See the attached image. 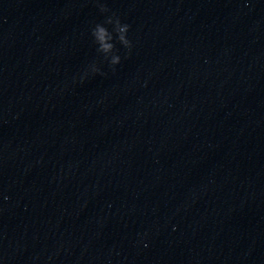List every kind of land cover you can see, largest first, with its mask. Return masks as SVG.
I'll return each mask as SVG.
<instances>
[{
    "label": "clouds",
    "instance_id": "9594fccd",
    "mask_svg": "<svg viewBox=\"0 0 264 264\" xmlns=\"http://www.w3.org/2000/svg\"><path fill=\"white\" fill-rule=\"evenodd\" d=\"M96 3L101 13L111 11L101 0H96ZM106 25H111V30ZM130 28L131 26L129 24L123 23L121 18L112 12L102 23H96L91 29L93 42L97 46L96 51L103 56L113 72H115L116 66L121 63V56L118 54L116 42L126 49L129 55L131 53L133 43L128 36ZM89 72L102 76L106 75L96 63L90 64L85 69V76Z\"/></svg>",
    "mask_w": 264,
    "mask_h": 264
}]
</instances>
